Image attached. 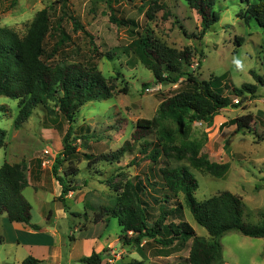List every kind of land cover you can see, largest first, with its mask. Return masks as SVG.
<instances>
[{"label": "rangeland", "instance_id": "374dc122", "mask_svg": "<svg viewBox=\"0 0 264 264\" xmlns=\"http://www.w3.org/2000/svg\"><path fill=\"white\" fill-rule=\"evenodd\" d=\"M246 8L245 0H217L215 10L219 20L198 39L202 33L200 18L185 0H0V27L13 37L21 54L35 53L39 44L45 51L46 57L42 59L50 62L54 44L64 32L69 40L51 61L64 65L76 61L95 64L106 80V97L81 105L72 122L58 112L51 98L44 97L40 103L32 104L28 103V97L23 100L0 97V129L4 132L0 134V166L4 161L23 164L26 180L29 178L35 189L39 187L38 171L53 177L52 168L63 148V136L71 129L69 141L80 156L72 165L77 169L76 175L65 177L70 189L68 204L65 202L68 219L57 216L59 209L51 201L55 190L50 188L46 177L43 178L46 190L33 193L28 188L22 192L32 207V221L41 223L42 228L49 226L46 218L48 211H53V227L59 233L53 243L68 258L75 257L90 239L87 252L89 256L91 252L99 254V264L133 261L187 264L191 239L175 251L151 241V245L143 247L128 244L125 236L133 239L135 235L121 231L111 217L117 200L129 193L135 177L149 175L151 181H159L154 176L158 168L185 167L198 182L195 198L199 201L221 191L232 192L242 200L243 221L258 224L264 214V84H258L250 71L264 79V34L254 20H245ZM113 16L132 19L139 28L148 25L172 48L192 49L194 57L188 69L200 80L225 74L229 79L227 85L256 84V92L234 97L225 91L223 95L229 97L231 105L221 109L209 125L188 123L190 115L178 113L173 123L162 120L146 137L151 142L147 150L139 146L140 141L132 151L115 160L103 159L130 139L138 119H152L162 98L174 93L184 78L174 84L156 83L151 72L128 48L136 36L129 28L117 26ZM239 37L243 38L240 46L236 42ZM3 44L6 45V39ZM197 61L201 62L200 67ZM23 106L29 114L16 127ZM245 115L252 120L248 128L237 130L235 125L228 124L229 120ZM221 124L224 125L219 127ZM164 128L173 131L171 138L163 136ZM83 154L93 157L88 160ZM44 158L50 159L49 166H42ZM67 166L66 163L58 166L57 174L62 176ZM180 200L183 219L196 235L208 240L206 230L194 221L182 195ZM55 202L58 203L57 197ZM41 209L46 210L45 214ZM98 218L101 221H96ZM1 233L0 229V236ZM74 238L76 245L72 248L69 245ZM26 241L27 237L22 238L15 247L18 257L24 254ZM220 242L223 259L228 263L264 264V238L229 231ZM7 244L8 240L3 248ZM6 249H1V255L5 256Z\"/></svg>", "mask_w": 264, "mask_h": 264}, {"label": "trees", "instance_id": "16d2710c", "mask_svg": "<svg viewBox=\"0 0 264 264\" xmlns=\"http://www.w3.org/2000/svg\"><path fill=\"white\" fill-rule=\"evenodd\" d=\"M200 18L202 38L210 26L217 23L219 13L215 10L217 0H185ZM247 8L244 11L245 20H254L264 34V0L252 3L245 0ZM112 20L119 27L129 28L136 36L128 48L135 55L144 68L149 70L156 83H177L182 77L181 85L169 96L162 98L157 113L152 119H138L130 139L114 153L103 156V159L115 160L125 152L132 151L134 145L139 144L144 150L151 146L146 137L156 130L162 120L173 123L178 113L190 115L188 123H212L213 117L223 108L231 105L225 91H230L234 97L244 94L253 95L256 84H242L240 87L229 86L226 83L227 75L222 74L208 80H200L193 71L194 53L185 47L175 49L165 44L148 25L139 28L137 22L124 17L113 16ZM46 29V28H45ZM55 42L50 57V62L44 60L45 51L39 44L35 53L28 56L22 53L13 40V37L0 27V97L9 99H25L28 103L38 104L43 98L55 101L58 112L72 122L76 110L84 103L92 100L103 99L107 95L106 80L96 68L95 64L79 61L70 64H59L51 61L59 49L69 40L61 33ZM93 39L92 37H90ZM6 39V45L3 44ZM238 45L243 43V38H237ZM94 46V51H96ZM73 58V57H72ZM201 62L197 61V67ZM252 78L260 85L264 79L255 72L250 71ZM226 82V83H225ZM127 89L124 88L123 92ZM239 102V101H238ZM235 107H237L235 105ZM29 114L26 106L19 112L15 126L19 127ZM249 115L237 117L228 121L235 125L237 130L248 128L251 123ZM224 124H221V127ZM187 124V128H188ZM0 129V134H3ZM162 134L171 138L173 131L164 128ZM71 129L68 128L62 139V150L55 158L56 165L52 168L53 177L61 187L58 200L66 212L65 196L70 189L65 177L76 175L77 169L72 165L79 160L80 153L76 146L70 143ZM83 158L91 159L93 156L83 154ZM66 163L68 166L62 176L57 174L58 166ZM159 181L152 180L151 176L135 177L129 193H124L117 200L116 207L112 210L111 217L116 219L118 226L124 233L132 232L135 237L128 239V244L151 245L158 244L161 248L175 251L182 244L191 239L187 264H223L222 247L220 238L229 231H238L251 238H264V214L256 225L243 221V203L239 196L230 191H221L201 201L195 198L198 182L191 172L185 167L175 169L158 168ZM28 182L25 177V167L19 163L4 161L0 166V215L5 214L9 222L29 224L31 220V205L23 196V189ZM183 196L194 221L203 227L209 239L206 240L196 235L191 225L183 219ZM96 221H101V218ZM38 229L37 225H32ZM142 241L144 243L142 244ZM1 242V237H0ZM80 262L85 264H99L100 256L92 252L88 257H82ZM22 264H43L33 257H27ZM127 264H143L142 261H133Z\"/></svg>", "mask_w": 264, "mask_h": 264}, {"label": "crops", "instance_id": "0c3cea01", "mask_svg": "<svg viewBox=\"0 0 264 264\" xmlns=\"http://www.w3.org/2000/svg\"><path fill=\"white\" fill-rule=\"evenodd\" d=\"M218 123H221L220 120L217 121ZM43 168V167H42ZM47 178L48 184H50V188H54L55 192L51 194V201L54 202L59 211H58V217L62 220H67V213L63 209L62 203L58 200V203L55 202L56 197L58 198L60 195L61 187L59 186L58 182L55 180L54 177L46 176L44 173L37 172V179H39V187L35 189L33 187L31 181L29 178L27 179L28 185L24 189L31 188L33 193H36L40 190H46L44 184H43V178ZM45 182V181H44ZM49 188V189H50ZM23 189V190H24ZM55 197L54 201L53 198ZM70 198H68V194L65 196V202L68 204ZM28 201V200H27ZM32 210V207H31ZM46 210L41 209V213L45 214ZM53 218L54 214L53 211L50 209L48 211L47 215V224L49 226L42 228L41 223H34L32 221V213H31V220L29 224H23V223H16V222H6V215L3 213L0 215V229L2 230L1 233V242L0 245L2 248H0V264H22V261L27 257H33L37 260H40L43 262V264H71L72 261L80 262V259L82 257H88L89 256V248L91 247L90 239H87L85 246L81 247L78 251L79 253L75 257L68 258L66 254L61 250L59 246H55L53 243L54 238H58L59 233L53 227ZM32 225H37L38 229H33ZM50 227V228H49ZM53 227V228H52ZM70 229V228H69ZM70 230H68V233ZM3 235H5V238H3ZM41 235L43 238L40 239H34L33 236ZM33 241H32V238ZM67 236H69L67 234ZM27 237L26 244L23 245L24 254L19 256L15 255V247L18 245L19 240L22 241V238ZM9 238V239H7ZM61 238V237H60ZM68 238V237H67ZM8 240V244L5 248H3L4 243ZM62 240V238H61ZM14 243L16 245L14 246ZM70 245L72 248L76 245V239L70 241ZM11 249L10 251L8 248ZM7 248V249H6ZM6 249L8 252H6L5 256L1 255V252ZM9 253V254H8ZM92 253V252H91ZM83 255V256H82ZM85 264V263H84ZM223 264H230L226 260H224Z\"/></svg>", "mask_w": 264, "mask_h": 264}, {"label": "built area", "instance_id": "2783aa9c", "mask_svg": "<svg viewBox=\"0 0 264 264\" xmlns=\"http://www.w3.org/2000/svg\"><path fill=\"white\" fill-rule=\"evenodd\" d=\"M234 102L235 103H238V100H234ZM45 152V154H48V151H44ZM46 157V156H45ZM49 166L50 165V159H48V158H44L43 160H42V166Z\"/></svg>", "mask_w": 264, "mask_h": 264}, {"label": "clouds", "instance_id": "9594fccd", "mask_svg": "<svg viewBox=\"0 0 264 264\" xmlns=\"http://www.w3.org/2000/svg\"><path fill=\"white\" fill-rule=\"evenodd\" d=\"M237 65L240 66V65H239V62H237Z\"/></svg>", "mask_w": 264, "mask_h": 264}]
</instances>
